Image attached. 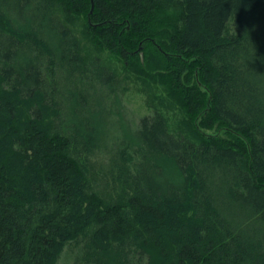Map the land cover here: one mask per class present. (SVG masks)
<instances>
[{"label": "trees", "instance_id": "16d2710c", "mask_svg": "<svg viewBox=\"0 0 264 264\" xmlns=\"http://www.w3.org/2000/svg\"><path fill=\"white\" fill-rule=\"evenodd\" d=\"M73 15L124 72L171 82L193 115L179 132L159 109L125 122L127 79L82 55ZM66 250L68 264H264V0H0V264Z\"/></svg>", "mask_w": 264, "mask_h": 264}, {"label": "rangeland", "instance_id": "374dc122", "mask_svg": "<svg viewBox=\"0 0 264 264\" xmlns=\"http://www.w3.org/2000/svg\"><path fill=\"white\" fill-rule=\"evenodd\" d=\"M58 15L61 19H64L65 14L58 12ZM69 27L79 42L82 55H87L89 57L99 56L101 62L107 67L111 69L116 68L115 70H118L120 78L127 79L122 81L121 85L124 92L123 95H121L122 104L120 109L127 124L130 123L131 119L133 120L134 118L149 114L151 109H159L164 114L170 129L173 132H179L182 127L180 122L185 119H190V117L193 116L188 112V108L182 102L179 92L176 91L174 86L171 84V82H168L167 79H161L157 76V74L149 71L146 76L141 75L140 72H136L135 66L133 63H131L132 61L130 63L127 62L129 65L126 67L129 66V72H124L121 69V66L122 64H125V61H122L114 53H111L105 46L102 45L101 49V47L98 46V41H96L95 38L86 35L84 17L82 15H73V22L69 24ZM122 40L126 47L130 46L126 41H124V38ZM144 53L146 54V57L140 54L138 55L139 60H141L145 65H148L150 53H146L145 51ZM135 60L137 59H133V61ZM129 76L130 80H128ZM191 77L193 84L194 76L191 74ZM97 96L101 100L102 96L100 94ZM160 100H163V103H161ZM199 121H201L200 117L198 118V122ZM203 131L205 134L219 135L224 137V131L218 130L216 127L211 128L210 130L204 129ZM108 138L109 137L106 139ZM115 144L116 141L114 140L111 145H114L113 147H115ZM106 153V151H101L92 156V163L94 165L93 172L98 174L96 179L102 186L105 180H111L107 177L109 176L107 174L110 173V165L108 163V156ZM102 179H104V181ZM71 254L72 253L69 250H66V252L61 257L59 264H68Z\"/></svg>", "mask_w": 264, "mask_h": 264}, {"label": "water", "instance_id": "95a60500", "mask_svg": "<svg viewBox=\"0 0 264 264\" xmlns=\"http://www.w3.org/2000/svg\"><path fill=\"white\" fill-rule=\"evenodd\" d=\"M92 7H93V4H92ZM92 7H91V9H92Z\"/></svg>", "mask_w": 264, "mask_h": 264}]
</instances>
